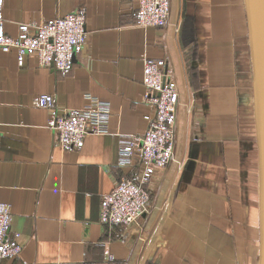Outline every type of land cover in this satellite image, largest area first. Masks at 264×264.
<instances>
[{
  "label": "crops",
  "instance_id": "1",
  "mask_svg": "<svg viewBox=\"0 0 264 264\" xmlns=\"http://www.w3.org/2000/svg\"><path fill=\"white\" fill-rule=\"evenodd\" d=\"M170 4L164 28H143L139 0L5 1L8 36L20 23L78 10L88 32L65 72L33 55L20 66L15 48L0 51V202L11 208L9 234L22 247L7 263H260L264 123L260 130L246 1ZM145 56L165 64L178 90L174 160L151 174L148 213L108 227L99 220L102 195L140 176L120 165L121 138L144 134L154 114L142 83ZM39 94L52 95L57 111L97 98L110 110V133L88 136L79 151L61 149L51 112L34 104Z\"/></svg>",
  "mask_w": 264,
  "mask_h": 264
},
{
  "label": "built area",
  "instance_id": "2",
  "mask_svg": "<svg viewBox=\"0 0 264 264\" xmlns=\"http://www.w3.org/2000/svg\"><path fill=\"white\" fill-rule=\"evenodd\" d=\"M0 0V51L15 48L20 66L26 56H36L41 66L57 70L70 69L75 54L82 52L88 32L85 12L78 10L48 22L19 24L16 37L5 32L4 3ZM170 0H139L138 25L143 28H164L170 19ZM145 101L154 109L149 126L142 135H123L119 163L139 169V179L121 178L101 197L100 222L108 227L128 226L141 219L150 209L147 187L156 168H164L174 160L175 125L179 94L165 64L148 56L143 60ZM78 109L57 111L50 94H39L34 104L51 112L49 127L56 135L57 145L65 151H79L90 135L109 134L110 110L95 97ZM13 219L8 204L0 202V264L17 258L21 245L9 234ZM112 259V258H110Z\"/></svg>",
  "mask_w": 264,
  "mask_h": 264
},
{
  "label": "water",
  "instance_id": "3",
  "mask_svg": "<svg viewBox=\"0 0 264 264\" xmlns=\"http://www.w3.org/2000/svg\"><path fill=\"white\" fill-rule=\"evenodd\" d=\"M251 40L254 72V99L261 130L264 123V0H245ZM264 264V246L260 254V263Z\"/></svg>",
  "mask_w": 264,
  "mask_h": 264
},
{
  "label": "rangeland",
  "instance_id": "4",
  "mask_svg": "<svg viewBox=\"0 0 264 264\" xmlns=\"http://www.w3.org/2000/svg\"><path fill=\"white\" fill-rule=\"evenodd\" d=\"M243 158L242 159H240V160H238L237 162H236V166H237V173L239 174V176H238V181L240 182V183H242L243 184V186H244V182H245V175H244V173H245V170H243ZM243 191H244V189H243ZM243 194H244V192H243ZM241 220H243V218L244 217H239ZM238 218V219H239ZM237 228H238V230L241 232V233H243L244 232V230H245V226H244V224H242V226H240V225H237Z\"/></svg>",
  "mask_w": 264,
  "mask_h": 264
}]
</instances>
